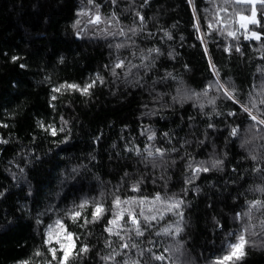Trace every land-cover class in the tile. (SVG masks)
Instances as JSON below:
<instances>
[{"label": "trees", "instance_id": "obj_1", "mask_svg": "<svg viewBox=\"0 0 264 264\" xmlns=\"http://www.w3.org/2000/svg\"><path fill=\"white\" fill-rule=\"evenodd\" d=\"M261 101L260 1L0 0V264H264Z\"/></svg>", "mask_w": 264, "mask_h": 264}, {"label": "snow or ice", "instance_id": "obj_2", "mask_svg": "<svg viewBox=\"0 0 264 264\" xmlns=\"http://www.w3.org/2000/svg\"><path fill=\"white\" fill-rule=\"evenodd\" d=\"M226 2H227V0H226ZM235 2H236V3H247V4H252V5H254L255 2H256V0H235ZM260 3L264 4V0H260ZM223 10H224V11H227V9H223ZM99 19H100V17L97 16L95 22H99ZM141 19H142V18H141ZM239 21H240V27H241V28H245V29H247V26H248L249 23H252V24L258 23V21L256 20V11H255V8L253 7V10H252V13H251V16H250V17H249V16H244V15H239ZM210 26H211V25H210ZM228 35H229V36H235L236 34H235V32H229ZM251 38H254V39H257V40H258V39H260V35H259L258 33H256V32H252L250 36H245V39H251ZM237 50H239V49H237ZM14 59H15V58H14ZM120 66H122V65H117V67H120ZM69 87H73V88H75V87H77V86H76V85H70ZM90 87H91V85L86 86V87L83 89V91L86 93V92L88 91V88H90ZM220 87L223 88V85H221ZM59 90H60V89H56V91H59ZM225 95H227V96H229V98H231V95H232V94L229 93V92L225 89ZM53 98H55V97H53ZM261 103L264 104V101H261ZM242 107H243V106H242ZM244 111H245V112H248L249 117H250V119H251L252 121L257 122L259 125H264V119H258V117H257L256 115H253V114L251 113V110H250L249 108L244 107ZM230 115H231V113H230ZM236 133H237V129L234 128V129L232 130V134H233V135H236ZM52 134H53V135L56 134L54 129L52 130ZM149 139H151V137H149ZM157 152H159V149H157ZM149 155H152V153L150 152ZM216 163L218 164V163H220V162L217 161ZM203 170H204V171H207L206 168L203 169ZM195 171H199V169H197V170H195ZM156 199L159 200L160 197L157 196ZM86 203H87V201H85L84 204H81L80 207L83 208L84 205H85ZM115 203H116L117 205H119V204L121 203V201L119 200L118 197L116 198ZM125 203H131V201H128V202H125ZM141 203H143V201H141ZM180 203H182V202H181V201H175V202L173 203V206L176 207V208H178V207L180 206ZM258 206H260V202H259V201H254V202H252V207H258ZM169 210H171V208H170ZM102 211H103L102 206L97 205L96 208H95V211H94V213H93L94 218L98 217V216L102 213ZM125 211H128V210L125 209ZM141 215H143L142 212H141ZM238 215H239V214H238ZM244 215L247 216V215H249V213H245ZM78 216H80V213H79V212H74V213H72V217H73L74 219H75L76 217H78ZM145 219L147 220L148 218L146 217ZM151 219H155V216L151 217ZM132 220H133V223L137 226V232H136V234H137V235H142V233L139 231V223H140V222L135 218V216L132 217ZM116 222H117L116 220L111 221V223H113V224H116ZM60 223H61V222L57 221V225H60ZM247 230H248V229L245 228V231H247ZM108 231H111V229H108ZM163 231H164L165 233H168L170 230H169L168 228H165V229H163ZM176 231L179 232L180 229L177 228ZM117 234H118V233H117ZM65 238H66L67 240L71 241V239H72V234H71V233H68L67 236H66ZM52 239H53V237H52V235H51V231H50V232H49V239L46 240V243H51V242H52ZM57 242H59V239H58V238H57ZM246 242H247V241L245 240L244 235L241 234V235L238 237V243H235V244H231V245H230V247H231V249H232V252H231L229 255L224 256L222 259L217 260L216 264H224V261L231 260L234 256H236L237 252H239V251L243 248V246H244V244H245ZM70 247H72V245L65 246L64 244H61V249H63V253H64V254H63V257H62V259H61V261H60V264H67V260H68V257H69V255H70V252H69V248H70ZM122 247L127 248L128 245H127V244H124V245H122ZM132 247H135V245H132ZM86 250H87L86 248H85V249H82V251H86ZM49 251H51V253H52V258L55 260V259H56V251H57V249H55V248H51V249H49ZM164 251L167 252L168 249H165ZM37 255H40V253H37ZM109 259H114V257H109ZM154 259H156V260H164V259H165V256H164V255H158V256H155ZM24 264H28V262L25 261ZM49 264H50V262H49ZM135 264H138V262H135Z\"/></svg>", "mask_w": 264, "mask_h": 264}, {"label": "rangeland", "instance_id": "obj_3", "mask_svg": "<svg viewBox=\"0 0 264 264\" xmlns=\"http://www.w3.org/2000/svg\"><path fill=\"white\" fill-rule=\"evenodd\" d=\"M256 1H260V0H256ZM48 230H49L48 235H49V232L51 231V235L53 239H56V241H57V238L59 239L58 243L67 244V245L69 244V240L65 238L68 233L63 231V229H60L59 227H56L53 224H51L50 226L48 225Z\"/></svg>", "mask_w": 264, "mask_h": 264}]
</instances>
